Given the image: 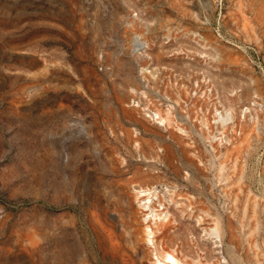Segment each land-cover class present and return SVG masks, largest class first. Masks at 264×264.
Wrapping results in <instances>:
<instances>
[{
	"label": "rangeland",
	"instance_id": "374dc122",
	"mask_svg": "<svg viewBox=\"0 0 264 264\" xmlns=\"http://www.w3.org/2000/svg\"><path fill=\"white\" fill-rule=\"evenodd\" d=\"M0 264H264V0H0Z\"/></svg>",
	"mask_w": 264,
	"mask_h": 264
},
{
	"label": "bare ground",
	"instance_id": "6f19581e",
	"mask_svg": "<svg viewBox=\"0 0 264 264\" xmlns=\"http://www.w3.org/2000/svg\"><path fill=\"white\" fill-rule=\"evenodd\" d=\"M166 259L171 260V261H173V262H175V263L177 262V261H176V258H174V257H173L172 255H170V254H168V255L166 256ZM169 262H170V261H169ZM169 262H168V263H169ZM178 263H179V262H178Z\"/></svg>",
	"mask_w": 264,
	"mask_h": 264
}]
</instances>
